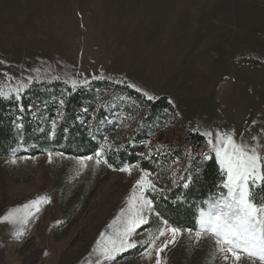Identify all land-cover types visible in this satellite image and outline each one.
Listing matches in <instances>:
<instances>
[{"label": "rangeland", "instance_id": "rangeland-1", "mask_svg": "<svg viewBox=\"0 0 264 264\" xmlns=\"http://www.w3.org/2000/svg\"><path fill=\"white\" fill-rule=\"evenodd\" d=\"M96 78L173 101L177 119L161 144L186 147L185 130L199 131L207 138L199 154L209 157L229 134L264 158V0H0V92ZM95 160L60 151L0 157V264H233L211 234L187 228L158 254L171 234L140 232L146 223L130 237L135 247L149 243L142 254L120 259L133 247L105 258L102 234L124 227L121 212L148 172ZM45 196L39 211L24 208ZM16 209L25 223L3 219ZM155 213L145 212L147 223ZM239 264L264 262L245 255Z\"/></svg>", "mask_w": 264, "mask_h": 264}, {"label": "trees", "instance_id": "trees-1", "mask_svg": "<svg viewBox=\"0 0 264 264\" xmlns=\"http://www.w3.org/2000/svg\"><path fill=\"white\" fill-rule=\"evenodd\" d=\"M176 119L168 96L148 100L140 90L108 79L76 88L60 80L34 83L20 95H0V157L60 151L72 157L92 155L102 168L138 165L156 189L145 191L156 213L140 232L155 228L156 235L164 220L197 232L199 210L227 192L224 173L215 154H199L207 143L199 131L185 130L186 147L160 143ZM148 139L157 145L150 148ZM101 147L104 154L98 157ZM253 193L264 202V187ZM148 246H136L120 259L136 258Z\"/></svg>", "mask_w": 264, "mask_h": 264}, {"label": "snow or ice", "instance_id": "snow-or-ice-1", "mask_svg": "<svg viewBox=\"0 0 264 264\" xmlns=\"http://www.w3.org/2000/svg\"><path fill=\"white\" fill-rule=\"evenodd\" d=\"M75 87V83H73ZM19 92V89L16 90ZM0 95H7L0 92ZM148 100L155 97L145 93ZM212 136V133H206ZM219 143L214 144L216 157L219 160L220 168L225 174L223 178V188L227 190L218 199L207 202L206 208L199 210L197 224L199 237L204 233L211 234L215 238V243L222 253H230L233 264H239L242 256H247L250 260L264 262V202H258L253 193V188L264 187V158L257 152L256 148L249 149L243 144H238L234 137L229 134L219 136ZM212 144L213 141L209 140ZM104 148L97 153L98 157L103 156ZM51 159V154H49ZM91 160V157H88ZM83 167H87L84 161H80ZM95 163L99 165L100 159ZM111 166V165H109ZM120 171L131 174V168L125 166ZM149 174L144 173L137 181L140 189L139 195L133 193L129 197V207L127 214L122 210L121 216L127 215L122 229L114 230L113 235L102 234L101 244L97 251L105 258H111V253L120 252L126 248L135 247V243L130 242V237L135 229L141 224L147 223L145 212L154 211L153 201L144 196L146 190H156L155 184L148 178ZM49 197H40L24 208H35L39 211L41 203H49ZM20 209L13 210L3 219L13 223H25L27 216H18ZM159 215V213H157ZM115 223V221H114ZM167 220L163 221L167 225ZM111 227V225H110ZM166 231L171 234V239L166 240L157 250L163 252L169 244L175 243L176 238L181 235V230L176 227L160 229V236H164ZM189 233L191 229L188 230ZM149 257L151 253H148ZM224 259H229L226 254ZM156 264H162L161 259H157Z\"/></svg>", "mask_w": 264, "mask_h": 264}]
</instances>
